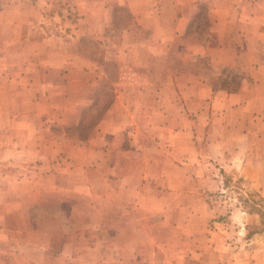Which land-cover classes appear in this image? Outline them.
I'll list each match as a JSON object with an SVG mask.
<instances>
[{
  "label": "crops",
  "instance_id": "1",
  "mask_svg": "<svg viewBox=\"0 0 264 264\" xmlns=\"http://www.w3.org/2000/svg\"><path fill=\"white\" fill-rule=\"evenodd\" d=\"M63 1L79 16L76 35L66 41L43 32L50 0L0 5V164L29 161L35 174L0 178V234L10 232L16 203L32 202L33 189L65 188L64 176L73 178V192L91 202L131 205L139 213L146 203L168 209L173 197L218 185L217 169L237 170L236 159L248 158L255 140H264V0ZM200 1H206L209 25L201 39H193L188 29ZM119 3L127 20L115 36L109 32L118 22ZM179 42L182 66L161 73L157 62L176 54ZM97 44L119 68L110 102L92 134L81 138L65 128L109 76L94 51ZM234 75L238 83L231 86ZM20 216L26 243L39 234L35 248L44 258L53 250L61 258L65 243L50 248L45 236L54 233L30 225L26 212ZM84 234L79 227L68 232L73 250L80 251ZM1 256L0 264H10ZM198 263L209 262L201 257Z\"/></svg>",
  "mask_w": 264,
  "mask_h": 264
},
{
  "label": "rangeland",
  "instance_id": "2",
  "mask_svg": "<svg viewBox=\"0 0 264 264\" xmlns=\"http://www.w3.org/2000/svg\"><path fill=\"white\" fill-rule=\"evenodd\" d=\"M6 1L0 5H5ZM200 2V13L188 29V35L193 39H201L209 25L206 1ZM65 4L63 0H50V9L42 21L47 36L64 41L76 35L77 27L73 25L79 17ZM6 8L9 10L8 6ZM115 10L119 19L109 33L117 36L122 29L119 23L125 24L127 15L122 4L116 5ZM103 45L97 44L94 51L109 76L89 93L88 104L81 106L76 114V123L65 128L81 138L92 134L110 102L113 81L117 78L119 61L114 55H104ZM183 49L179 42L174 47L176 54L158 61L157 66L161 70L168 66L179 68L182 60L178 52ZM202 62L197 59L194 65L200 66ZM236 79L228 80L231 86L235 85ZM254 145L248 158L236 159L237 170H216L220 180L218 185L205 191L203 187L194 189L193 193L198 195L192 197H173L168 209L162 208V204L146 203L145 212L139 213L131 205L111 206L95 199L91 202L83 193L72 191L68 184L73 183V178L66 176L60 178V182L66 184L65 188L41 193L33 189L32 202L16 203L17 214L8 224V235L0 234L1 257L10 264H200L201 257L208 264L236 261L264 264V140L256 139ZM64 159L58 157L61 167L66 166ZM28 162L16 159L11 164H0V178L30 179L34 173L29 171L32 165ZM42 195L43 200H40ZM22 212L27 213L30 225L38 227L42 224L46 231L54 233L53 237L45 236L50 248L65 243L61 258L56 256L55 250L48 251L44 258L40 247L35 248L40 243L39 234L32 235L26 243L18 231L24 225ZM77 227L85 230L81 243H95L98 250L93 251L88 244H80L79 252L73 250L77 245L72 241L74 237H68V232ZM94 257L98 260L92 259Z\"/></svg>",
  "mask_w": 264,
  "mask_h": 264
},
{
  "label": "trees",
  "instance_id": "3",
  "mask_svg": "<svg viewBox=\"0 0 264 264\" xmlns=\"http://www.w3.org/2000/svg\"><path fill=\"white\" fill-rule=\"evenodd\" d=\"M234 77H235V78H238L237 76H233L231 79L234 80ZM237 83H238V79H236V82H235V85H234V86H236Z\"/></svg>",
  "mask_w": 264,
  "mask_h": 264
}]
</instances>
